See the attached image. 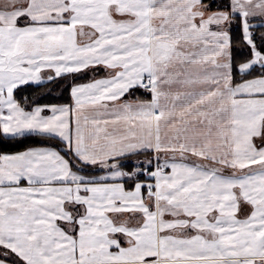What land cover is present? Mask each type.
Instances as JSON below:
<instances>
[{"label": "snow or ice", "instance_id": "obj_1", "mask_svg": "<svg viewBox=\"0 0 264 264\" xmlns=\"http://www.w3.org/2000/svg\"><path fill=\"white\" fill-rule=\"evenodd\" d=\"M0 264H264V0H0Z\"/></svg>", "mask_w": 264, "mask_h": 264}]
</instances>
